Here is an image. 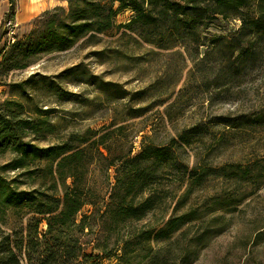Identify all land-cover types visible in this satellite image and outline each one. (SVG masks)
<instances>
[{
    "label": "rangeland",
    "instance_id": "obj_1",
    "mask_svg": "<svg viewBox=\"0 0 264 264\" xmlns=\"http://www.w3.org/2000/svg\"><path fill=\"white\" fill-rule=\"evenodd\" d=\"M16 6L11 35L0 44V115L28 120L26 140L40 146L124 126L133 153L146 136L149 144L168 147L173 165L160 170L155 185L163 203L134 223L138 234L154 237L174 217L180 226L166 233L162 254L168 264H264V41L239 35L241 19L218 16L203 23L199 37L163 40L157 33L147 40L121 27L93 39L87 34L66 49L58 41L61 48L26 59L14 43L45 39L51 22L69 21L71 5L16 0ZM9 8L10 0H0V25ZM133 15L120 11L116 24ZM6 52L11 59L2 65ZM17 60L23 67L12 68ZM109 145L113 152L130 146ZM9 158L0 157V166ZM90 168L89 184L109 196L115 170L100 162ZM6 172L8 180L15 176ZM41 172L48 182L47 169ZM0 226L1 238L18 222L8 218ZM159 241L151 239L147 248Z\"/></svg>",
    "mask_w": 264,
    "mask_h": 264
},
{
    "label": "trees",
    "instance_id": "obj_2",
    "mask_svg": "<svg viewBox=\"0 0 264 264\" xmlns=\"http://www.w3.org/2000/svg\"><path fill=\"white\" fill-rule=\"evenodd\" d=\"M68 1L71 5L68 22L64 20L60 25L55 20L51 22L45 39L14 43L26 59L61 48L55 46L58 41L66 49L87 34L93 39L97 33L121 27L139 31L147 40L154 39L157 33L165 36L163 40L199 37L203 23L218 16L241 19L239 35L264 41V0H84L83 5L79 0ZM124 9H131L133 17L128 23L116 24L117 15ZM16 13V0H10V8L0 25V44L9 33L8 22H14ZM52 39L56 40L54 45L50 44ZM10 59V53L6 52L1 64ZM21 65V60H17L11 67ZM28 123V120L15 122L12 112L0 115V157L10 155L9 162L0 166V221L8 224V218H15L18 222V226L0 238V264H103L106 258H116L115 264H168L162 257L164 245L170 239L166 233L177 231L178 219L172 217L154 237L152 233L138 234L134 223L147 218L163 203L165 194L155 185L160 170L173 165L170 149L149 144L151 138L146 136L140 151L133 153L134 142L123 131L124 126L113 131L109 127L88 130V136H71L40 146L26 140ZM115 142L130 146L126 151L113 152L109 144ZM95 162L117 173L109 196L98 192L87 180ZM44 167L52 185L43 175L39 176ZM6 171L15 176L8 180L2 174ZM24 184L27 188H22ZM185 216L186 213L180 217ZM44 223L46 227L42 229ZM103 231L104 240L92 246ZM84 237L87 239L83 240ZM153 238H160L161 246L148 249Z\"/></svg>",
    "mask_w": 264,
    "mask_h": 264
},
{
    "label": "built area",
    "instance_id": "obj_3",
    "mask_svg": "<svg viewBox=\"0 0 264 264\" xmlns=\"http://www.w3.org/2000/svg\"><path fill=\"white\" fill-rule=\"evenodd\" d=\"M13 27H14V23H13L12 21H9V22H8V28H9V33H8V34H9V35H11V34H10V33H11L10 29L13 28Z\"/></svg>",
    "mask_w": 264,
    "mask_h": 264
},
{
    "label": "bare ground",
    "instance_id": "obj_4",
    "mask_svg": "<svg viewBox=\"0 0 264 264\" xmlns=\"http://www.w3.org/2000/svg\"><path fill=\"white\" fill-rule=\"evenodd\" d=\"M0 18H1V16H0Z\"/></svg>",
    "mask_w": 264,
    "mask_h": 264
}]
</instances>
